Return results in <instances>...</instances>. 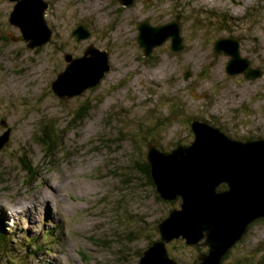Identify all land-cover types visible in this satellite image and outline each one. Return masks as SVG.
I'll use <instances>...</instances> for the list:
<instances>
[{
  "label": "rangeland",
  "instance_id": "1",
  "mask_svg": "<svg viewBox=\"0 0 264 264\" xmlns=\"http://www.w3.org/2000/svg\"><path fill=\"white\" fill-rule=\"evenodd\" d=\"M46 1L52 33L32 48L7 21L15 3L0 0V135L9 130L0 149V226L11 240L9 256L0 245V262L139 264L159 239V222L179 206L160 199L138 170L146 143L163 152L189 143L193 118L234 139L264 138V73L229 76L227 56L212 64L211 55L216 38L232 37L250 65L264 69V0ZM143 19L177 20L182 50L170 51L167 41L144 57L135 40ZM80 22L90 35L75 40ZM89 44L106 50L110 70L94 88L59 98L50 83L66 67L65 53L81 56ZM45 124L57 131L50 129L57 136L47 159L35 139ZM30 237L39 245L33 254ZM166 248L180 264L204 251L181 239ZM223 259L264 264V219Z\"/></svg>",
  "mask_w": 264,
  "mask_h": 264
},
{
  "label": "water",
  "instance_id": "2",
  "mask_svg": "<svg viewBox=\"0 0 264 264\" xmlns=\"http://www.w3.org/2000/svg\"><path fill=\"white\" fill-rule=\"evenodd\" d=\"M14 6L9 22L16 26L26 47H39L50 39L51 30L44 18L48 4L44 0H11ZM129 7L134 0H118ZM135 40L148 56L154 48L169 42L170 51L183 48L177 20L151 24L148 19L135 23ZM75 40L90 35L85 24L71 31ZM239 40L218 37L212 42V64L218 55L228 56L227 75L243 74L246 80L263 75L264 69L252 67L240 54ZM63 71L51 81L50 89L61 99L80 95L94 88L110 70L106 50L89 44L81 56L65 53ZM190 75L184 74V79ZM206 94L195 98H206ZM3 125V124H2ZM193 139L177 144L168 152L153 142L146 143V161L158 197L163 201L180 200L157 225L159 239L141 252L139 264H180L169 256L166 244L183 240L185 245L203 247L197 264H222L223 257L242 238L249 224L264 219V138L236 140L205 121L192 119ZM9 130L0 135V149L8 142ZM220 184L224 190H217Z\"/></svg>",
  "mask_w": 264,
  "mask_h": 264
},
{
  "label": "trees",
  "instance_id": "3",
  "mask_svg": "<svg viewBox=\"0 0 264 264\" xmlns=\"http://www.w3.org/2000/svg\"><path fill=\"white\" fill-rule=\"evenodd\" d=\"M48 127V128H47ZM51 127H53V125L50 124H45L42 125L41 130L37 133L35 139L37 141V144H39L41 147L46 149V152L43 154V158L47 159L50 153V149L52 148V146L54 147V143L56 141V136L57 134H51L50 133V129ZM53 129H55V127H53ZM55 133H57L56 129L54 130ZM56 145V144H55ZM23 166L25 167V169L27 170V167L23 164ZM138 170L141 172V174H143V176L146 178V181L148 184H151L154 187V184L150 178V169H149V165L145 160H143V162L140 165H137ZM155 188V187H154ZM172 202V201H171ZM51 232H48V235L52 234L53 229L50 230ZM10 238L6 235V232H4V230L2 229V227L0 226V245L3 248H7V256H9V248L8 245L10 243ZM27 247L32 248L31 250H29V252L31 254L36 252V249L39 248V245H37V240L35 238H27ZM176 241V240H175ZM178 241V240H177ZM150 244V242L148 243ZM202 250V249H200ZM226 256V255H225ZM224 260V259H223ZM197 264V261L194 260V264ZM0 264H2L0 262Z\"/></svg>",
  "mask_w": 264,
  "mask_h": 264
},
{
  "label": "flooded vegetation",
  "instance_id": "4",
  "mask_svg": "<svg viewBox=\"0 0 264 264\" xmlns=\"http://www.w3.org/2000/svg\"><path fill=\"white\" fill-rule=\"evenodd\" d=\"M8 1H10V2H14V1H11V0H8ZM44 1H46V0H44ZM47 2V1H46ZM47 4H49V2L47 3ZM14 6V5H13ZM48 7H49V5H48ZM47 7V8H48ZM9 14H10V12L8 13V19H7V21H8V23L10 24V25H12L13 26V24H11L10 22H9ZM47 23V22H46ZM81 24H84V23H82V22H80ZM80 23H77V24H80ZM151 23V22H150ZM152 24V23H151ZM86 25V24H85ZM87 26V25H86ZM49 27V26H48ZM75 28V27H74ZM73 28V29H74ZM50 29V28H49ZM72 29V30H73ZM52 33V32H51ZM20 35H21V32H20ZM21 38H22V40H23V37H22V35H21ZM13 40H15V38H13ZM24 41V40H23ZM49 41V40H48ZM47 41V42H48ZM26 42V41H25ZM165 43V42H164ZM25 45H26V43H25ZM168 45H169V43H168ZM159 47V46H158ZM211 55H212V53H211ZM221 55V54H220ZM220 55H218V56H220ZM223 55V54H222ZM225 56V55H224ZM242 56V55H241ZM244 57V56H243ZM213 58V57H212ZM218 58V57H217ZM227 58H228V56H227ZM251 64V63H250ZM252 66V65H251ZM254 67V66H253ZM260 68V67H259ZM244 77V76H243ZM245 79V78H244ZM101 82V81H100ZM198 96V95H202V94H194L193 95V97L195 98V96ZM199 98H202V97H198V99ZM206 98H207V96H206ZM203 99H205V98H203ZM190 119V118H189ZM193 119H198V118H193ZM192 119H190V120H188L187 122H188V126H189V129H190V121H191ZM216 128H218V127H216ZM219 129V128H218ZM220 130V129H219ZM190 131H191V129H190ZM221 131V130H220ZM223 132V131H222ZM224 133V132H223ZM191 134H192V139H193V133H192V131H191ZM226 134V133H225ZM227 135V134H226ZM229 136V135H228ZM230 137V136H229ZM231 138V137H230ZM234 139V138H233ZM248 138H246V139H244V140H247ZM250 139H253V138H250ZM236 140H239V139H236ZM192 141V140H191ZM190 141V142H191ZM190 142L189 143H187V144H185V145H188V144H190ZM225 189V185L224 184H220L219 186H218V188H217V190H224ZM179 201V200H178ZM196 264V263H195Z\"/></svg>",
  "mask_w": 264,
  "mask_h": 264
},
{
  "label": "bare ground",
  "instance_id": "5",
  "mask_svg": "<svg viewBox=\"0 0 264 264\" xmlns=\"http://www.w3.org/2000/svg\"><path fill=\"white\" fill-rule=\"evenodd\" d=\"M10 215H12V211L10 212ZM4 218V217H3ZM4 221V220H3Z\"/></svg>",
  "mask_w": 264,
  "mask_h": 264
},
{
  "label": "clouds",
  "instance_id": "6",
  "mask_svg": "<svg viewBox=\"0 0 264 264\" xmlns=\"http://www.w3.org/2000/svg\"><path fill=\"white\" fill-rule=\"evenodd\" d=\"M179 200V199H178ZM179 202H180V200H179Z\"/></svg>",
  "mask_w": 264,
  "mask_h": 264
}]
</instances>
